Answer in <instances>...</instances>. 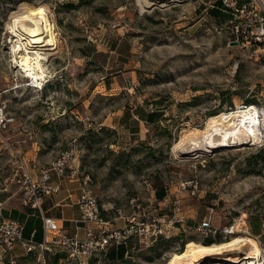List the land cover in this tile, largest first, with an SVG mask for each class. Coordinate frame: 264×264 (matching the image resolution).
Listing matches in <instances>:
<instances>
[{
  "label": "rangeland",
  "instance_id": "374dc122",
  "mask_svg": "<svg viewBox=\"0 0 264 264\" xmlns=\"http://www.w3.org/2000/svg\"><path fill=\"white\" fill-rule=\"evenodd\" d=\"M214 4L166 0L142 9L136 0H0V101L12 118L0 131V186L18 190L23 161L48 166L74 140L80 176L89 175L103 216L111 219L119 208L131 214L138 195L146 210L165 218L156 239L111 245L125 248L124 256L109 260L103 252L88 264H166L187 240L201 242L194 227L210 202L217 204L215 225L248 217L261 231V137L172 149L209 115L264 107V50L230 44L223 21L212 16ZM22 5L43 6L57 38L41 89L27 85L9 53L14 37L6 22ZM151 110L161 114L155 122L139 120ZM88 122L101 127L87 131ZM157 188L165 190L162 200ZM174 198L181 201L180 221L172 217ZM248 231L237 235H256ZM242 252L201 264H229V253L238 259Z\"/></svg>",
  "mask_w": 264,
  "mask_h": 264
},
{
  "label": "built area",
  "instance_id": "2783aa9c",
  "mask_svg": "<svg viewBox=\"0 0 264 264\" xmlns=\"http://www.w3.org/2000/svg\"><path fill=\"white\" fill-rule=\"evenodd\" d=\"M217 6L212 7L223 15L224 20L221 29L229 37V43L235 42L233 46L239 48L251 49L252 51L264 50V0H216ZM13 63V62H12ZM237 61L233 64L236 69ZM13 67L18 70V67ZM46 76V75H45ZM48 80L44 77L40 86L41 89ZM30 83V81H26ZM34 87L35 85H28ZM1 94V92H0ZM6 104L0 101V131L6 128L11 119L5 113ZM257 108V116L261 122L259 134L261 144H264V107ZM100 124L88 122L86 129L96 130ZM78 149L72 140L66 148L61 150L46 167H41L37 174H32L30 168L37 167L35 164L29 168L23 161V172L19 182L18 192L19 203L22 206L37 209L42 218L43 238L38 247L43 254L45 251L62 250L67 257L76 260L78 264H88L91 257L98 256L106 252L111 245H126L131 240L142 241V237L156 239L163 234L162 222L164 216H158L152 211L146 210L142 206L138 195L130 200L135 207L131 214H124L122 210L116 209V214L111 219L102 215L97 196L90 188V177L88 174L80 176L78 164ZM50 171L58 176H68L70 178H79L80 193L77 200L79 212L78 222L83 228V236L71 234L62 228L56 219L44 215L41 209L43 196L51 191L49 186ZM172 217L180 221L182 218L177 216L181 210V201L179 198L172 200ZM216 203L210 202L204 213L200 216L194 227L200 234L201 239L216 238L230 239L240 231L250 234L247 218H232L230 222L222 225L214 224V213L216 212ZM116 217L124 220L123 225L119 227L111 226L110 221ZM170 220V219H169ZM260 232L253 236L259 246L258 254H238L239 261L229 264H264V213L259 217ZM24 224L20 219L13 217H1L0 219V249L3 252H11L16 242L23 241ZM30 250L31 247L27 246ZM42 256V255H41ZM42 258V257H41ZM8 264H17L16 257L9 254ZM38 264H45L39 259Z\"/></svg>",
  "mask_w": 264,
  "mask_h": 264
},
{
  "label": "bare ground",
  "instance_id": "6f19581e",
  "mask_svg": "<svg viewBox=\"0 0 264 264\" xmlns=\"http://www.w3.org/2000/svg\"><path fill=\"white\" fill-rule=\"evenodd\" d=\"M136 1L144 9L155 4L156 1L166 0ZM163 4L165 3L162 2L161 5ZM6 26L14 37L9 53L15 67H18L20 73L30 81L27 85L40 86L45 77L44 61L49 59L52 50L57 46L54 25L48 20L44 7L22 5L11 13ZM188 132L185 137L173 144L172 149L179 150L180 145L187 144V149L207 150L211 146H232L239 140L241 143L245 141L253 143L260 137L258 116L254 106L242 110L236 109L233 117H227L223 111L209 115L202 128H194ZM229 251L235 253L243 251L248 255L258 254L259 246L253 237L242 235H235L226 241L211 244L190 239L185 242L183 249L170 255L166 264H201L213 255ZM231 254L229 253L224 260L237 263L239 258Z\"/></svg>",
  "mask_w": 264,
  "mask_h": 264
},
{
  "label": "crops",
  "instance_id": "0c3cea01",
  "mask_svg": "<svg viewBox=\"0 0 264 264\" xmlns=\"http://www.w3.org/2000/svg\"><path fill=\"white\" fill-rule=\"evenodd\" d=\"M40 165L30 168L32 174H37ZM49 186L51 191L43 196L41 209L44 215L51 216L57 220L59 225L71 234L83 236V228L78 222L79 212L77 208V200L80 193L79 178H70L68 176H58L50 171ZM17 190L11 191L7 185L0 186V216L11 217V212L16 210L17 218L24 224L23 241L16 242L13 249L9 253H5L0 249V264H8L9 254L16 257L17 264H37L39 259L45 264H78L76 260L69 259L65 251L52 250L45 251L43 254L38 247V243L43 238L42 218L37 209H32L20 205ZM18 215L20 217H18ZM124 220L116 217L112 220L111 226L119 227L123 225ZM38 232L35 234V230ZM130 244V243H129ZM27 246H30L29 250ZM127 246V245H126ZM123 246V247H126ZM125 248H123L124 250ZM126 252V249L124 253ZM42 255V256H41ZM124 256L117 246L109 247L106 251V258L109 260L117 259ZM35 259H32V258ZM42 257V258H41ZM32 259V261H30Z\"/></svg>",
  "mask_w": 264,
  "mask_h": 264
},
{
  "label": "trees",
  "instance_id": "16d2710c",
  "mask_svg": "<svg viewBox=\"0 0 264 264\" xmlns=\"http://www.w3.org/2000/svg\"><path fill=\"white\" fill-rule=\"evenodd\" d=\"M210 11H211L213 17L217 18L220 21L221 20L222 21L224 20V17L220 14V12L216 9V7H212L210 9ZM247 104H249V103H247ZM160 115L161 114L158 113L155 110H151L149 112L145 111L144 114H142L141 116L139 115V120H142V121H144L146 123H152V122H155L157 120V117L160 116ZM86 130L87 131H90V132L93 131L92 129H89V128L86 129ZM260 149H264V146H262V148H260ZM155 195H156V197H157L158 200H162L164 198V196H165V190L163 188H157L156 191H155ZM20 216L18 215V217H20ZM1 217H6V216H2L1 215L0 216V219H1ZM11 217H17L16 210H13L11 212ZM247 219H248V227H249V229H251L252 232H254V234H258L259 233L258 232V228H256V226H254V223H251L250 222V220H249L248 217H247ZM37 232H38V230L36 229L35 230V233H34V237H35V234ZM226 240H228V239H222L220 237H216V238H204V239H201V243H203V244H211V243H214V242H222V241H226ZM181 249H182V247H181ZM122 251L124 252L125 249L124 250L122 249Z\"/></svg>",
  "mask_w": 264,
  "mask_h": 264
},
{
  "label": "water",
  "instance_id": "95a60500",
  "mask_svg": "<svg viewBox=\"0 0 264 264\" xmlns=\"http://www.w3.org/2000/svg\"><path fill=\"white\" fill-rule=\"evenodd\" d=\"M232 44H234L235 42H231Z\"/></svg>",
  "mask_w": 264,
  "mask_h": 264
}]
</instances>
